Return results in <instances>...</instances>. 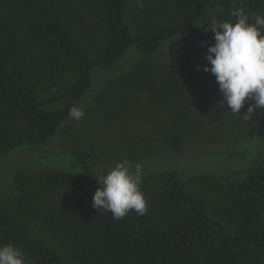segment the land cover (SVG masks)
<instances>
[{"label":"trees","instance_id":"1","mask_svg":"<svg viewBox=\"0 0 264 264\" xmlns=\"http://www.w3.org/2000/svg\"><path fill=\"white\" fill-rule=\"evenodd\" d=\"M85 1L104 13L101 42L93 56L83 47V27L76 25L73 0H5L6 7L18 5L10 21L21 33L22 43L15 36L0 34V200L12 196V209L35 219L65 249L60 257L31 238L1 207L0 243L19 247L34 264L259 263L264 250V148L257 149L239 178L229 171L193 177L204 184L212 178L222 198L214 211L220 221L205 215L203 198L187 191L174 169L148 174L161 180L155 188L142 178L140 187L148 203L142 216L130 211L115 220L111 212L94 209L91 199L38 205L39 196L55 185L98 184L101 174L91 153L43 148L69 116V109L82 101L98 70L115 66L130 47L149 53L166 42L169 68L188 73L196 64L195 53L214 43L211 26L235 22L233 14L238 11L248 15L250 22L264 13V0H137L131 10V29L125 19L126 0ZM170 8L175 9L173 14ZM207 11L213 13V21L204 25L200 21ZM8 17L0 13V18ZM62 58L73 65L74 79L57 104L41 107L31 79L53 80L64 67ZM114 85L116 94L126 100L132 90L129 78L118 75ZM252 103L246 100L235 116L248 127L245 139L260 137L261 142L264 109L256 108L248 120L241 116ZM14 116L21 128L7 132ZM165 141L172 154L181 153L174 132ZM156 209L172 217L158 219Z\"/></svg>","mask_w":264,"mask_h":264},{"label":"rangeland","instance_id":"2","mask_svg":"<svg viewBox=\"0 0 264 264\" xmlns=\"http://www.w3.org/2000/svg\"><path fill=\"white\" fill-rule=\"evenodd\" d=\"M136 1L126 0L125 19L131 29V10ZM4 3L5 0H0V13L9 16V19L0 18V34L15 36L22 43L21 33L10 21L18 5L12 3L14 7H6ZM73 3L76 25L83 27V47L89 56H93L102 38L103 10L85 0H73ZM170 11L173 14L175 9L170 8ZM151 15L157 18L153 12ZM211 21L213 13L207 11L200 22L207 25ZM36 47L33 44L35 50ZM206 52L207 48L196 52L193 69L188 73H179L169 68L166 42L149 53L130 47L119 63L94 74L90 89L78 105L83 109L84 116L79 121L70 116L62 120L43 148L87 151L98 163L101 175L117 162L127 160L140 168L146 184L154 188L160 185L161 180L148 174L174 169L178 171L184 188L203 198L205 215L220 221L214 211L222 203V198L212 178L204 184L193 177L196 174L218 175L229 171L232 177L239 178L257 149L264 148V140L260 142V137L245 139L248 127L238 122L225 101L221 104L223 95L214 75L202 69L209 63ZM62 63L63 69L53 80L31 79L41 107L57 104L65 86L74 79L73 65L64 58ZM118 75L127 76L131 83L132 90L124 101L115 92ZM20 128L21 122L15 116L6 126L7 132ZM170 132L178 136L181 144V153L177 155L170 152L165 141ZM233 150L235 154L230 152ZM99 186L85 182L55 185L49 193L39 196L38 205L92 200ZM11 199L12 196H9L0 200V207L9 219L28 236L61 257L65 249L63 243L57 242L32 217L16 213L11 207ZM155 217L167 219L172 214L156 209ZM26 258L28 264H34ZM257 264H264V250Z\"/></svg>","mask_w":264,"mask_h":264},{"label":"clouds","instance_id":"3","mask_svg":"<svg viewBox=\"0 0 264 264\" xmlns=\"http://www.w3.org/2000/svg\"><path fill=\"white\" fill-rule=\"evenodd\" d=\"M235 22L222 21L211 26L214 43L207 44L203 71L214 75L219 91L233 114L239 115L246 100L254 101L243 116L252 117L256 108L264 109V13H257L254 21L243 12L233 14ZM69 116L79 121L83 109L73 105ZM100 185L92 197V207L98 212H111L120 220L130 211L142 216L148 203L141 190L142 173L129 161L117 162L110 170L96 178ZM0 264H28L23 251L12 243L0 244Z\"/></svg>","mask_w":264,"mask_h":264}]
</instances>
